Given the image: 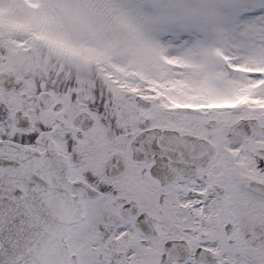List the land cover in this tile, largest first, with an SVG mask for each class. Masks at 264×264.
<instances>
[{"label": "snow or ice", "instance_id": "snow-or-ice-1", "mask_svg": "<svg viewBox=\"0 0 264 264\" xmlns=\"http://www.w3.org/2000/svg\"><path fill=\"white\" fill-rule=\"evenodd\" d=\"M0 264H264V0H0Z\"/></svg>", "mask_w": 264, "mask_h": 264}]
</instances>
